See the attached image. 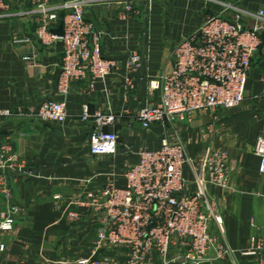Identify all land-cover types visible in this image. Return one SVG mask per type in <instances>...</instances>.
Segmentation results:
<instances>
[{
	"label": "crops",
	"instance_id": "crops-1",
	"mask_svg": "<svg viewBox=\"0 0 264 264\" xmlns=\"http://www.w3.org/2000/svg\"><path fill=\"white\" fill-rule=\"evenodd\" d=\"M65 1L50 0V5L57 7ZM3 2L8 10L0 11V110H10L13 116L0 121V142L13 147L22 169L4 173L19 214L13 231L0 232V245L6 247L0 264H77L88 259L102 214L81 210L76 201L86 198L88 191L101 192L111 175L126 172L141 151L159 150L164 139L183 142L191 157L206 143L228 155L229 187H212L210 194L232 254L205 264H261L243 252L251 247L252 238L264 234V175L260 173L261 158L254 152L259 137L264 136V45L254 59L246 99L240 107L198 114L191 124L170 129L154 125L145 130L137 115L142 107L159 101L149 84L171 70L174 47L209 18L232 21L239 10L248 28L261 24L264 38V21L252 16L264 12V0H91L85 18L101 34L104 57L115 61L119 70L105 81L93 84L89 77L72 86L65 124L36 117L41 103L61 99L57 88L62 45L47 48L39 43L38 18L27 15L39 0ZM63 16L61 13L60 19ZM60 25L61 20L54 30ZM25 39L31 42L23 43ZM135 52L141 56L142 66L130 74L126 64ZM29 56L32 60H25ZM84 105L92 114L118 116L114 131L120 142L115 157L91 155L94 123L81 119ZM185 177L193 182L191 168L185 169ZM116 181L119 187L125 186L121 177ZM72 212H80V219L72 220ZM213 230L218 234L215 224ZM107 255L111 264L127 258L125 251L117 249ZM180 256L174 246L170 260ZM145 264L165 262L154 254Z\"/></svg>",
	"mask_w": 264,
	"mask_h": 264
},
{
	"label": "built area",
	"instance_id": "built-area-1",
	"mask_svg": "<svg viewBox=\"0 0 264 264\" xmlns=\"http://www.w3.org/2000/svg\"><path fill=\"white\" fill-rule=\"evenodd\" d=\"M90 2L67 0L52 7L50 0H39L37 7L27 13L38 18L36 36L41 45L50 48L60 43L63 48L57 88L61 99L40 104L36 117L42 122L65 124L69 119L67 104L72 86L89 77L93 84L105 81L119 70L115 61L104 57L101 34L85 18ZM7 10L8 6L0 0V11ZM252 16L264 21L263 11ZM244 17L239 10L232 21L211 17L191 37L174 47L171 70L149 84L159 101L138 112L137 119L143 129L191 124L198 114L232 110L245 102L249 74L264 38L261 24L250 29ZM60 20L62 38L53 32ZM22 42L29 44L31 40ZM25 60H32V56ZM141 66V56L132 53L126 64L129 73L139 72ZM12 116V111L0 110V121ZM81 119L94 123L91 155L115 157L120 142L114 131L118 116L92 114L89 106L84 105ZM254 152L261 158L260 173L264 175V136L259 137ZM188 167L194 175L192 183L185 177ZM13 169H22L18 156L12 146L0 142V232L13 231L19 214L4 175ZM117 177L125 181L124 187L117 185ZM229 177L227 153L207 143L195 157L189 155L183 142L172 143L168 139L162 141L157 151H141L137 162L122 175H111L101 192L88 191L86 198L76 201L79 209L102 214L91 256L77 264H111L112 258L107 254L116 249L127 254L120 264H145L154 254L161 256L165 264L170 261L205 264L225 259L232 250L224 240L223 220L210 189H227ZM69 216L78 220L81 213L72 212ZM214 224L218 234L213 230ZM174 246L179 248L181 256L170 260ZM5 251V245L1 244L0 254ZM243 255L264 264V234L252 238L251 247Z\"/></svg>",
	"mask_w": 264,
	"mask_h": 264
},
{
	"label": "water",
	"instance_id": "water-1",
	"mask_svg": "<svg viewBox=\"0 0 264 264\" xmlns=\"http://www.w3.org/2000/svg\"><path fill=\"white\" fill-rule=\"evenodd\" d=\"M53 32L60 38H62L64 36V32H63V26L62 24L55 30H53Z\"/></svg>",
	"mask_w": 264,
	"mask_h": 264
},
{
	"label": "rangeland",
	"instance_id": "rangeland-1",
	"mask_svg": "<svg viewBox=\"0 0 264 264\" xmlns=\"http://www.w3.org/2000/svg\"><path fill=\"white\" fill-rule=\"evenodd\" d=\"M204 127V126H203ZM171 127H169V129H170Z\"/></svg>",
	"mask_w": 264,
	"mask_h": 264
}]
</instances>
